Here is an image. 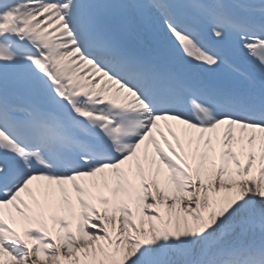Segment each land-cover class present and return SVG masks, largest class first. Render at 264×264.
Here are the masks:
<instances>
[{
	"label": "snow or ice",
	"instance_id": "1",
	"mask_svg": "<svg viewBox=\"0 0 264 264\" xmlns=\"http://www.w3.org/2000/svg\"><path fill=\"white\" fill-rule=\"evenodd\" d=\"M0 264H264V0H0Z\"/></svg>",
	"mask_w": 264,
	"mask_h": 264
}]
</instances>
